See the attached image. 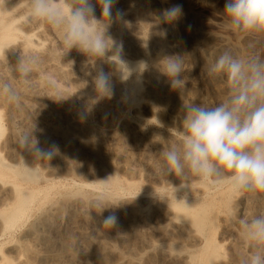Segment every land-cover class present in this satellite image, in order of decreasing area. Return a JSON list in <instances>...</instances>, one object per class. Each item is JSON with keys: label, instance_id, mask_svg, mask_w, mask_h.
<instances>
[{"label": "rangeland", "instance_id": "1", "mask_svg": "<svg viewBox=\"0 0 264 264\" xmlns=\"http://www.w3.org/2000/svg\"><path fill=\"white\" fill-rule=\"evenodd\" d=\"M9 1L23 4L18 23L24 32L34 33L35 52L30 55L35 54L39 64L28 80L43 79L47 84L50 81L48 89L51 91L54 85H59L72 94L69 97L59 94L50 99L33 94L30 88L26 92L19 90L17 83L13 84L16 81L9 78L12 74L10 60L2 56L7 49L0 52V78L11 81L19 95L18 102H9L0 96L1 122L5 129L0 137V154L5 161L20 165L21 170L28 167L35 170L31 173L35 177L27 180L5 176L0 179V186L10 188L18 182L36 190V197L24 217L11 229L2 228L4 221L0 216L1 264H44L40 257L32 258L30 248L36 250L37 247V251L44 253L47 247L42 240L48 236L55 239L64 236L72 229V221L91 236L107 227L110 249L119 255L115 264H163L165 257H175V264H195L203 259L209 241L219 246L210 264H240L248 245L242 237L239 219L264 211V193L234 191L226 180L213 185L195 175L182 181L162 169L161 153L181 138L183 101L216 106L225 101L230 92L225 78L208 74L215 56L202 45L199 33L188 26V11L201 19V28L207 34L225 43L227 47L223 51L229 50L240 58L257 54L264 57V33L231 30L222 13L226 0H130L128 10L132 12L125 19L117 15L122 0H114L112 16H116L107 35L122 46V53L118 57L109 52V61L98 63L95 57L88 59L73 49L68 52L62 38L58 39L56 32L43 22L38 25L28 22L29 0ZM177 5L182 9L180 16L166 21L164 12ZM101 16L97 5L95 17L100 19ZM124 25L138 38V43L127 41ZM18 41L23 42L21 35ZM51 51L68 69L67 79L59 77L51 67ZM174 54L184 57L183 101L180 94L167 91L153 75L160 58ZM74 61L88 62L89 72L94 76L98 68L111 74V99H97L93 81L83 78L72 66ZM87 89L90 90L88 99L95 104L92 108H86L76 95ZM100 106L104 110L98 111ZM18 115H21L20 122L18 117L14 118ZM82 127L92 131L106 158H94L82 147V141L89 140L87 134L74 135L69 141L56 131L71 132ZM32 129L41 149H53L50 157L39 159L19 147L20 137ZM11 146L17 149L13 155L8 149ZM101 189L106 193L105 202L120 204L118 210L107 208L100 215H93L90 210V215L86 216L77 208L74 216L66 212L54 214L50 222L44 221L43 218L55 212L64 200L97 199ZM175 201L188 204L195 209L193 212L205 209L204 225L198 227L197 223L181 218V212L174 209ZM1 207L4 206L0 203ZM113 213L117 217L116 224L103 225V220ZM78 243L74 238L72 247L77 248ZM78 264H86L85 259H79Z\"/></svg>", "mask_w": 264, "mask_h": 264}, {"label": "clouds", "instance_id": "2", "mask_svg": "<svg viewBox=\"0 0 264 264\" xmlns=\"http://www.w3.org/2000/svg\"><path fill=\"white\" fill-rule=\"evenodd\" d=\"M97 5L102 13L100 19L95 17ZM113 6L114 0H29L27 18L57 31L68 52L76 49L88 59L95 57L96 61L108 62L109 52L118 57L122 53V46L107 35ZM181 11L177 5L163 15L171 22ZM222 13L235 32L264 33V0H226ZM38 64V57L20 52L14 71L27 82ZM157 68L171 90L182 99L186 88L184 57L165 55ZM208 74L226 79L230 89L228 98L216 106L185 103L182 99L181 138L161 153L162 169L182 181L195 175L213 185L226 180L234 191L264 193V57L257 54L240 58L225 50L210 64ZM93 83L97 99H111L110 73L98 68ZM0 96L9 102L19 100L12 82L2 78ZM32 131L20 137L19 147L39 159L50 157L53 149H41ZM105 195L101 189L96 200L100 212L108 207H120V204L103 206ZM116 221L113 213L103 220V225L112 227ZM239 226L248 245L240 264H264V211L241 217Z\"/></svg>", "mask_w": 264, "mask_h": 264}, {"label": "bare ground", "instance_id": "3", "mask_svg": "<svg viewBox=\"0 0 264 264\" xmlns=\"http://www.w3.org/2000/svg\"><path fill=\"white\" fill-rule=\"evenodd\" d=\"M129 1L130 0H122V7L121 8L119 7L120 11L117 10L120 14L119 17H121L122 19H125V17L128 16L129 13L132 12V10H131V12H130V10H128V8L131 6ZM22 7H23L22 3H16V2L9 1V0H0V52H2V50H4V48L7 49L6 51H4L2 53V56H4L3 57L4 59H5V57H7V59H9L10 63H11V64L9 63L10 64L9 69H10L12 74L9 73V74H11L9 78L11 79V81H13V80L16 81L13 84L17 83V87L19 88V90L21 89V91H23V90L25 91L26 89L28 90L30 88V90L33 92V94L35 93L37 95H44L45 97L50 98V99H52L56 95L58 96L59 94H64L65 96L68 95V97H69L72 94V92L67 91L65 89H62V87L60 88L59 85H57V86L54 85L55 88L53 91H51L50 89H48L49 88L48 85H49L50 81H48V84H47V82L44 81L43 79H36V80L33 79L32 80L30 78V81L28 80L27 82H25L23 79L20 78L19 74L14 71V65L18 62L20 52H22L24 55H30L31 53L33 54L35 52L34 33L29 34V33L24 32L18 23V22H21V21H19L20 18L18 16L21 12L20 10H22L21 9ZM188 13H189V17L187 19V21H189L188 26L192 27L194 30H196L197 33H199L200 37L203 38L202 45L204 44V46H206L209 53L211 55H214L215 57L218 56L219 54H221L223 52V50L225 49V47H227L225 45V43L223 41H217V38L215 36L207 34L204 31V29L201 28V24H200L201 19L195 13L191 14L190 11H188ZM188 13L186 11V14H187L186 16H188ZM28 22H31V21H28ZM32 23H34L35 25L39 24V22H36V21H33ZM186 24H187V22H186ZM126 26L127 25H124L123 31H124V36L126 37L127 41L130 44L131 43L132 44L138 43V41H139L138 38L136 36H134L133 34H131L130 32H128V29ZM55 32H56V36L58 37V39H60L61 38L60 34L57 31H55ZM19 35H21L23 37V42L18 41ZM38 41H36V42H38ZM131 47H132V45H131ZM73 50L77 54H82L81 52L77 51L76 49H73ZM51 53L50 54L52 57L51 56L50 57L53 59L51 67H53L55 69L54 71L57 72L59 77H63V78L68 77L67 76L68 69H66V66L57 61L55 52L51 51ZM98 63H104V62L98 61ZM72 66H74V68H76L83 75V78L87 79L88 81L90 80L92 83L94 75L89 72V68L91 67V65L88 62L85 63V62H80V61H74V62H72ZM124 67H126V65ZM127 69H128V67H127ZM153 75L155 76L156 80L160 81L161 84L164 85L165 88H167L166 89L167 91L172 92V93L174 92L173 90H171L170 85L168 84L166 77H164L163 75L160 74V72L158 71V68L153 69ZM89 91L90 90L87 89V90L79 91L76 93L80 103H82L84 106H86V108H92L93 105L95 106V104H93L88 99V95L90 94ZM133 98H135V97H133ZM136 100H134V101H136ZM32 108H33V106H32ZM35 110L33 109L34 112H35ZM101 110H104V107L100 106L98 111H101ZM20 116L21 115H18V116H15L14 118L18 117L19 118V119H17V121H18L21 119ZM21 121H22V119H21ZM18 122H20V121H18ZM13 123L14 122H12V124ZM15 123H16V121H15ZM3 127H4V125L1 122V115H0V137L5 132V129ZM75 128H77V127H75ZM11 131L13 133L15 132L14 124H13V127L11 128ZM56 131L58 133H60L61 136H63L65 139H67L69 141L74 135L78 136L80 134H82V135L87 134V136H89V140L86 139V141H82V144H83L82 147L84 149H86L90 153L91 156L93 155L94 158L104 159L105 156L101 153L100 148H99L101 146V144L97 141V138L95 139L92 136V131H90V129L88 127H86V128L82 127V129H74L71 132H63V130H59V129H57ZM91 136L94 139H92V138L90 139ZM80 137H82V136H80ZM9 145L10 144H8V147H9ZM13 147H15V145ZM13 147L11 146V148H8L10 154H12V155L17 152L16 151L17 149L13 148ZM64 154H66V153H64ZM0 166L3 169V170L2 169L0 170V179L5 177V176L9 177L10 175H11V177L13 176V179H15V177H20V178H22V180L23 179L27 180V179L35 177V176H33L35 174H33V175L31 174L32 172L35 171V170L33 171V168H29L27 166L28 168H26L25 170H23V169L21 170L19 168L20 165L17 166L15 164H12V163L5 161V159H3L1 154H0ZM111 180H113V178H111ZM35 197H36V190L24 187L23 185H21L18 182H15L13 184V186L10 188H9V186L8 187H6L4 185L0 186V203L2 206H4V207H1L2 209H0V216L2 217V221H4V223H3L4 226L1 224L2 228H5V230H9L14 225H16V223L19 222L24 217L25 213L27 212V208L29 207L28 205H30V203L35 199ZM96 200L97 199H85V200L84 199L83 200H81V199H67V200H64L60 204L59 208L56 209L55 212L50 213L49 215H47L43 219L45 222H48L49 220H52V218H54L53 217L54 214H60V213H66V212L68 214L74 216L73 212H75V210H78V209L82 213H84L86 216L88 215V213L90 215L91 211L93 212V215L94 214L100 215L107 208L105 210H103L102 212H100L101 206H98L96 204ZM115 204H117V202L113 203L112 205H115ZM109 205H110L109 202L106 201L103 206H109ZM173 206H174V209L181 212V214L183 216L182 217L180 215L181 218L189 219V220L193 221L192 222L193 224L197 223L196 224L197 226L200 225L202 227L204 225V222H205L206 217H207L205 215L207 212L203 213V211L205 209H203L201 212L200 211L198 212V210L193 212V210H195V209L191 208L188 204H185V203L180 202V201L173 202ZM108 208H111V207H108ZM72 222H73L71 224L72 229L68 230L64 236H62V237L57 236L56 239L48 236L47 238H45V240H42L47 247V249H45L44 253H40L39 251H37V249H38L37 247H36V250L34 248H30L32 250V253H31L32 258L34 259L36 257H40L43 260L44 264H78L79 259H83V258L85 259L86 264H115L116 263L117 257H119V255L117 256L116 255L117 253H115L114 251H112L110 249V247H111L110 241H109L110 236L108 234L107 227L103 226L104 227L103 230L99 231L96 235L91 236L87 232H85L84 230H81L80 228L76 227L75 221H72ZM200 226H198V227H200ZM75 228L77 230H75ZM74 238H77L78 242H79L78 243L79 245L77 246V248L72 247ZM36 239H37V237H36ZM209 242L210 243L208 244V246H205L206 249H204L205 252L203 254V259L202 260L200 259L201 260L200 262L199 261L196 262L197 264H210V259L214 258L217 255V251L219 250V246H217L213 242L211 243V241H209ZM161 258H164V257H161ZM174 258L173 257L172 258L171 257H165L163 262L165 264H175V263H173ZM199 258H200V256H199ZM5 259L2 258V260H5ZM7 261H8V259H7ZM159 261H161V263H162L161 259ZM194 261H195V259H194ZM0 264H1V262H0ZM123 264H132V263L126 262Z\"/></svg>", "mask_w": 264, "mask_h": 264}]
</instances>
